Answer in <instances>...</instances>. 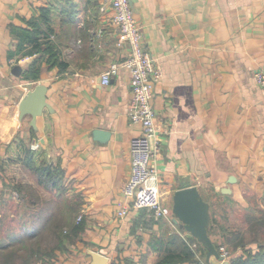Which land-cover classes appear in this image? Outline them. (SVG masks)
I'll use <instances>...</instances> for the list:
<instances>
[{"label":"crops","instance_id":"0c3cea01","mask_svg":"<svg viewBox=\"0 0 264 264\" xmlns=\"http://www.w3.org/2000/svg\"><path fill=\"white\" fill-rule=\"evenodd\" d=\"M130 1L163 73L152 100L169 129L156 158L161 196L172 206L177 189L196 185L221 226L212 235L229 236L237 228L230 224L234 204L264 213V89L253 75L264 68V0ZM47 5L57 7L53 39L67 66L42 64L37 83L48 86L54 111L45 109L34 129L31 116L20 121L19 103L37 84L22 78L36 56L10 55L17 43L11 26ZM112 16L110 0H0V184L13 164L27 169L23 160L36 141L41 159L62 166L86 222L65 264H92L91 251L107 257L98 264H155L193 239L174 216L156 220L135 208L117 215L131 173L130 141L141 125L128 116L129 71L101 82L104 69L131 53ZM98 128L110 132L106 142L95 136ZM215 196L224 202L223 217L213 211Z\"/></svg>","mask_w":264,"mask_h":264},{"label":"trees","instance_id":"16d2710c","mask_svg":"<svg viewBox=\"0 0 264 264\" xmlns=\"http://www.w3.org/2000/svg\"><path fill=\"white\" fill-rule=\"evenodd\" d=\"M56 10L57 7L54 5L42 6L39 8L36 15L25 20V24L11 26L12 36L17 40V43L16 48L10 51V55L18 59L28 55L36 56L23 72L22 78L25 80L37 83L40 78V69L43 63L49 66H58L61 69H65L67 66V62L62 58L63 52L61 47L57 44L55 39H53V23L56 18ZM40 156V150L33 149L31 146L24 157V166L35 175L37 184L41 187L43 192L51 194L52 199L53 196H57L58 199H61V197H64L66 192H68V186L62 183V180L66 178V174L60 164L48 162L46 159H41ZM2 185L3 187L0 186V194L2 195L0 199L3 206L5 201L3 192H6V190L8 191L6 186L9 185L6 184L5 179L2 181ZM4 187L6 189H3ZM12 189L13 191H18V194H20L19 196L22 197V201L29 203V205L26 204V208L30 209L32 205L37 203L36 198L25 191L22 186H12ZM56 205L57 204L54 203L53 206H48L49 210H46L45 207L38 213H35L34 215H39V221L34 223L31 229L28 228L32 222H27L25 223L26 225L23 224L24 233L12 235V233H14L13 228L3 230V234L5 233L7 236L2 237L3 241L5 238L7 241L0 244V253L4 252L0 254L2 255L0 261H4L3 264H10L16 258L20 257V251L27 249H29L31 260L33 258L41 260L42 258H52V264H56L55 260L58 259V253L69 250L70 244L74 243L77 238L81 236L80 234L86 227V222L84 216L78 219V208L74 205L73 199H66L65 206L62 209H60L59 205ZM262 217L264 219V214ZM4 220L5 218H3V221ZM220 227L219 220L214 216L211 219L209 234L218 233ZM242 232V229L237 228L235 231L231 230L229 233L230 238L226 235L227 241L229 243L233 242L235 238L237 239L240 235H243ZM20 235L21 237H14L13 241H9L10 236ZM40 235H43L41 239H46V241H42L47 243L46 246H43L42 243H39L38 247L33 246L31 240L38 238ZM234 236L236 237L234 238ZM192 238L197 241L196 238ZM21 240H24V244L14 249L12 246L17 243H23ZM52 240L55 245L51 249H46ZM182 243L183 245L180 250H167V252H164L158 257L155 264H204V260L196 256L185 240H182ZM200 245L202 248V257H204L206 255V248L202 243H200ZM216 245L218 247L217 243ZM242 249L240 254L235 255L231 259L230 264H264L263 243H258L257 248L247 247L243 244ZM7 250H9L8 253L10 254L6 253ZM30 252H32V254H30ZM112 264L122 263L114 261ZM126 264L129 263L126 262Z\"/></svg>","mask_w":264,"mask_h":264},{"label":"built area","instance_id":"2783aa9c","mask_svg":"<svg viewBox=\"0 0 264 264\" xmlns=\"http://www.w3.org/2000/svg\"><path fill=\"white\" fill-rule=\"evenodd\" d=\"M110 6L119 40L129 44L131 53L122 63L112 62L104 69L101 82L109 84L121 68L129 71L131 98L128 116L131 122L141 125V133L130 141L131 173L123 188V202L117 215L124 217L130 209L135 208L147 210L156 220L173 217L172 206L161 196V171L156 164V158L162 151L161 135L169 130L158 119L152 103L156 83L163 74L162 68L144 45L142 26L134 14L131 1L110 0ZM253 75L257 84L264 89V68L255 70ZM40 147L39 141L32 144L33 149ZM82 217L80 214L78 219ZM185 239L196 256L202 258L199 241L188 236ZM218 250L223 260L232 257L225 245H219Z\"/></svg>","mask_w":264,"mask_h":264},{"label":"rangeland","instance_id":"374dc122","mask_svg":"<svg viewBox=\"0 0 264 264\" xmlns=\"http://www.w3.org/2000/svg\"><path fill=\"white\" fill-rule=\"evenodd\" d=\"M11 167L12 168H10L8 171L5 172V175L7 178L5 182L9 186H6L8 191L6 190V192L5 191L3 192V196L5 200L3 203V206H2L1 199H0V244L7 241L6 238L4 241L2 240V237H7L5 233L3 234V230H6L8 228H13L14 233H12V235H17V233H24L25 230L22 227L23 224L26 225L25 223L32 222V224L28 228V229H31V226L33 227V224L39 221V215H34V214L38 213L42 208L46 207V210H49L48 206L49 205L53 206V204L56 203L57 204L56 206L59 205L60 209H62L65 206L66 199L71 198L73 200L76 199L77 201V198H78V195L72 192L73 191L72 186L70 184V181L67 179V177L62 180V183H64L65 185L69 187V191L66 192L65 196L61 197V199H58L57 196L55 197L53 196V199H52L51 194H46L45 192H43L41 187L37 184V178L35 177V175H32L33 173L29 169H25V168L22 169L19 167V165H14V164ZM19 185L22 186L25 189V191H27L29 194H32V196H34L37 200V203L35 205H32L30 209L26 208V206L29 205V203L22 201L21 200L22 197L19 196L20 194H18V191L17 190L13 191L12 189V186L17 187ZM0 186L3 187L2 184H0ZM6 188L4 187L3 189H6ZM0 196L2 195L0 194ZM215 197H213L212 199L210 198V201H212L213 206L218 207L216 209H214L213 207V211L214 210L218 211V209H220L221 211L222 204L224 202L221 203V201L217 197L216 198ZM235 205L236 204H234L230 208L227 205V207L229 208V211L231 212L229 214L230 218L231 220L234 221V222H231L230 224L235 225L237 229H242L243 235H240L239 238L237 239L235 238L236 236H234L235 240L231 243L227 241L226 235H210L211 237L214 238V241L215 243L218 244V247L219 245L223 244L232 253L231 258H228L226 261L222 259L219 261L218 264H226L228 262L230 264L231 259L235 255H238L242 252L243 244H245L247 247H253V248H257L258 243L264 244V219L262 217L264 213L262 212L252 213L250 210L247 211L246 209H243ZM220 211H218L219 216L223 217L224 216L223 212L222 211L220 212ZM3 218H5L4 221H3ZM221 219L222 218H220V221ZM220 233L221 232H219L218 234ZM41 236L43 235H40L38 238H34L33 240H31L32 242L30 241L33 246L38 247L39 243H42L43 246H46L47 243L42 242V241H46V239H41ZM14 237L18 238V237H21V235L20 236H10L9 241H13ZM21 241H23V243H17L16 245L12 247L16 249L17 247L23 245L24 240H21ZM54 245H55L54 241L52 240L49 243V245L46 247V249H51ZM8 251L9 250H7L6 253H8ZM3 253H0V254H3ZM19 254H20V257L16 258L10 264H52L51 262L52 258H42V260L33 258L31 260L29 256V249L22 250L20 251ZM30 254H32V252H30ZM66 255H69L68 250H66L63 253L62 252L58 253V259L55 260L56 264H65V262L62 259H64ZM1 256L2 255H0V259L2 258ZM202 259H204V264H209L205 260V257H202ZM3 262L4 261H0V264H3ZM212 263L213 262L211 261L210 264Z\"/></svg>","mask_w":264,"mask_h":264},{"label":"water","instance_id":"95a60500","mask_svg":"<svg viewBox=\"0 0 264 264\" xmlns=\"http://www.w3.org/2000/svg\"><path fill=\"white\" fill-rule=\"evenodd\" d=\"M23 67L17 64L13 68V73L21 75ZM48 86L44 83H37L34 88L29 89L19 103V119L22 122L24 117L31 116L30 125L38 129V117L43 115L45 109L54 111L51 103L47 100ZM95 136L102 142H106L110 132L104 129H95ZM223 192H228L223 190ZM172 211L174 222L189 232L206 248V261L211 263V258L222 260L216 243L209 234L211 224V204L204 199L196 185L179 188L174 192ZM93 263L106 261L107 257L98 252L91 251Z\"/></svg>","mask_w":264,"mask_h":264}]
</instances>
